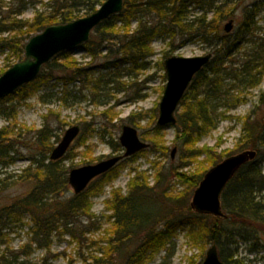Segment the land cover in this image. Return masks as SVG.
<instances>
[{"label":"trees","instance_id":"1","mask_svg":"<svg viewBox=\"0 0 264 264\" xmlns=\"http://www.w3.org/2000/svg\"><path fill=\"white\" fill-rule=\"evenodd\" d=\"M105 1L48 0L47 10L37 12L31 22L15 20L4 25L0 22V36L7 31L22 32L26 29L31 39V35L39 34L49 26L66 25L96 12ZM246 1L125 0L123 12L97 27L89 43L80 47L95 60L105 42H115L119 47L120 58L108 67L124 64L131 71L146 68V60L153 55L152 43L156 38H178L183 42L186 38H199L214 49L213 60L196 75L183 97L182 112L177 116L175 125L177 142L185 149L186 158L197 162L201 156H205L201 171H171L178 181L188 185L190 191L196 190L206 173L224 159L247 150L257 151L256 159L245 164L224 190L221 198L223 218L197 214L186 199L168 194L167 189L160 185L165 173L158 174L155 185H150L137 174L126 195L120 191L113 193L111 229L104 230L105 237L94 242L98 249L88 264H146L163 251H170L178 230H185L194 243L217 245L221 250L220 259L226 264H242L234 258L237 251H224V247L231 248L238 240L253 242V249H259L261 235H264V113L258 117L253 111L244 117L242 136L233 152L222 155L217 154L214 148L197 146L203 136L217 128L219 118L224 119L246 101L247 90L259 88L263 84L264 35L256 36L258 31H264L259 26L264 0H254L250 4H246ZM192 4L205 9V13L190 19L189 7ZM236 10L241 11L242 21L235 34H226L222 23L234 16ZM151 15L159 19L155 25L149 24L148 16ZM133 20L138 21L134 31L131 29ZM254 37L258 39L253 40ZM26 40L21 41L17 36L10 39L0 37V53L9 48L15 56L19 55L17 62L23 61L28 43ZM93 78L91 69L80 65L72 52H63L43 68L36 81L1 99L0 109L17 95L28 100L35 90L53 81L67 85L81 81L99 91L104 79ZM259 104L264 106V90ZM7 129H0V177L3 169L13 166L17 161L16 140L12 139V132ZM155 130L160 132L163 129L156 127ZM55 137L49 125L37 131V139L41 145H45L46 153L52 151L46 143ZM112 147L116 152L122 150L119 142H115ZM138 155L120 162L94 180L83 193L66 197V193L70 192L68 170L62 165V160L51 161L49 154L42 153L19 176L21 182L25 181L30 186L26 195L0 205V231L11 224L22 225V219L29 215L32 218V225H29L32 244L46 246L56 235L81 239L91 231L87 229L88 226L94 227L96 224L91 215L92 198L117 178L124 162L132 161ZM10 178L13 177L0 178L1 193L10 189ZM82 217L89 219L90 224H83L85 229L80 237V230L75 232L73 227ZM3 238L0 233V243L4 242ZM22 257L16 253H3L0 264H28L21 260Z\"/></svg>","mask_w":264,"mask_h":264},{"label":"rangeland","instance_id":"2","mask_svg":"<svg viewBox=\"0 0 264 264\" xmlns=\"http://www.w3.org/2000/svg\"><path fill=\"white\" fill-rule=\"evenodd\" d=\"M23 1H25L24 4H22ZM252 1L254 0H247L245 3L250 4ZM47 3L48 0H0V22L2 25L14 23L15 20L31 22L37 12L47 10ZM261 7L263 12L260 15L259 26L264 29L263 1ZM189 12L190 19H194L201 17L205 9L202 10L192 4ZM148 18L150 25H155L159 21L154 15ZM230 21L234 24L230 34H235L242 21L241 11L236 10L234 16L222 23V27L224 28V25ZM137 24V20L132 21L133 31ZM118 25L121 26V23ZM26 31V29L22 32L7 31L0 37L10 39L17 36L21 41L28 40ZM257 35L256 37H262L264 31H258ZM257 39L254 37L253 40ZM152 50L153 55L146 60V68L131 71L129 66L124 64L115 68L110 67L120 58L119 47L115 42H105L95 60L88 52L78 48L72 52L73 57L80 65L91 69L93 80L101 77L104 79L99 91L81 81L68 85L53 81L50 85H43L35 90L28 100H23L17 95L7 101L3 109H0V129L8 128L7 130L12 132L11 137L16 140L17 148L16 163L3 169V175L0 177H13L9 180L10 189L0 192V205L8 204L12 199L26 195L30 186L25 181L21 182L19 176L32 165L34 159H39L42 153L50 156L70 127L80 126L81 134L62 159V165L68 170V174L73 169L94 165L108 158L122 155L124 150L116 152L112 145L120 142L123 127L126 125L136 128L140 139L149 144V148L132 161L124 162L120 166L117 178L92 198L91 215L96 224L94 227L88 226L87 229H91L88 234L82 236L85 229L83 224H90L89 219L82 217L73 227L75 232L80 230L81 239L77 240L69 235L63 237L56 235L51 242H48V245L38 246L32 244L29 227L30 224L32 225V218L27 215L22 219V225L11 224L9 228L0 231L4 236V242L0 243V256L3 253H16L23 256L21 260L28 264H88V260L96 255L98 249L94 242L97 243L105 237L104 230L111 229L113 193L120 191L126 195L132 179L137 174L146 179L150 185H155L158 174L165 173L166 176L160 185L167 189L168 194L176 198H184L188 205L191 204L195 190L190 191L188 185L178 181L171 171L172 169L189 173L201 171L204 168L202 161L205 156H201L197 162L186 158L185 149L180 142H177L176 126L162 128L160 132L155 130L158 127L160 103L167 84V79H164V61L172 56L194 58L209 53L214 54V49L199 38H186L183 42L178 38L160 37L153 41ZM18 57L19 55L15 56L14 51L9 48L0 53V77L9 66L18 61ZM263 90L264 80L259 88L247 90L246 101L229 112L224 119L219 118L217 128L203 136L197 146L214 148L217 154L222 155L233 152L242 136L244 117L253 111L258 114V117L264 113V106L261 107L259 104ZM191 92L194 90L190 91V94ZM181 112L180 106L177 116ZM45 125H49L56 135L46 143L52 149L49 153H46L45 145H41L37 139V131ZM237 154L239 153L235 155ZM188 162L190 164L184 167L183 165ZM69 191L66 197L73 194L70 186ZM261 236L262 240L257 250L253 249V242L238 240L231 248L224 247V251L226 253L237 251L234 258L242 264H255L254 262L264 264V235ZM211 246L210 243H194L185 230H178L170 251H163L146 264H202ZM132 248L131 246L130 249ZM218 252L219 254L221 252L219 247ZM25 253L26 256H24ZM251 261L253 263H250Z\"/></svg>","mask_w":264,"mask_h":264},{"label":"water","instance_id":"3","mask_svg":"<svg viewBox=\"0 0 264 264\" xmlns=\"http://www.w3.org/2000/svg\"><path fill=\"white\" fill-rule=\"evenodd\" d=\"M125 0H106L91 15L75 20L66 25L47 27L42 33L34 36L25 46V59L8 69L0 77V99L14 94L18 89L35 81L43 67L63 52H71L88 43L93 31L112 16L121 13ZM234 29L233 21L224 26L226 33ZM211 53L194 58L172 56L164 62L167 84L160 103L157 126L168 128L176 125V112L186 91L195 76L210 64ZM81 133L80 126L70 127L61 142L52 151V161L61 160ZM124 153L101 161L94 165L73 169L68 182L75 195L83 193L90 183L103 174L111 171L126 158L149 148V144L140 139L138 130L132 126L123 127L119 139ZM174 155V154H173ZM172 155V157H173ZM257 151L247 150L226 158L210 169L195 190L191 201V209L201 215L225 217L222 210L221 197L228 183L247 163L254 161ZM202 264H226L219 258L218 249L213 245L207 252Z\"/></svg>","mask_w":264,"mask_h":264}]
</instances>
